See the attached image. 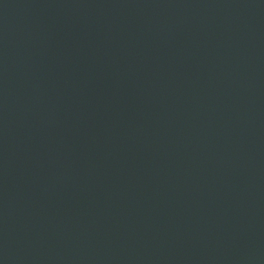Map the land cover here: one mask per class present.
Segmentation results:
<instances>
[{"label":"water","instance_id":"1","mask_svg":"<svg viewBox=\"0 0 264 264\" xmlns=\"http://www.w3.org/2000/svg\"><path fill=\"white\" fill-rule=\"evenodd\" d=\"M0 264H264V0H0Z\"/></svg>","mask_w":264,"mask_h":264}]
</instances>
